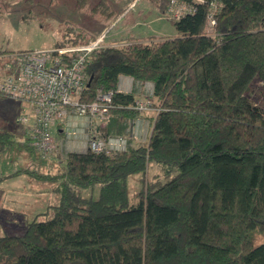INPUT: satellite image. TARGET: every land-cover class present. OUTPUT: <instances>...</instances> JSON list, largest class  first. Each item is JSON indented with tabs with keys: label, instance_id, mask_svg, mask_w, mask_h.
I'll return each instance as SVG.
<instances>
[{
	"label": "trees",
	"instance_id": "16d2710c",
	"mask_svg": "<svg viewBox=\"0 0 264 264\" xmlns=\"http://www.w3.org/2000/svg\"><path fill=\"white\" fill-rule=\"evenodd\" d=\"M148 1L177 35L104 45L83 65L82 101L111 92L106 116L87 121V141L121 137L123 148L97 152L87 142L59 154L53 126L64 122L54 121V150L45 155L31 146L32 124L25 149L63 160V171L23 168L0 179L27 173L51 184L58 200L26 219L24 233L0 235V264H264V0H179L187 6L180 17L167 15L173 0ZM96 9L121 15L108 0ZM76 35L50 48L94 37ZM122 74L153 84L145 142L128 145L120 118L134 121L146 109L143 98L118 90ZM97 120L106 123L99 134ZM15 137L0 127V156ZM153 165L161 169L150 177Z\"/></svg>",
	"mask_w": 264,
	"mask_h": 264
},
{
	"label": "rangeland",
	"instance_id": "374dc122",
	"mask_svg": "<svg viewBox=\"0 0 264 264\" xmlns=\"http://www.w3.org/2000/svg\"><path fill=\"white\" fill-rule=\"evenodd\" d=\"M99 1L100 0H0V52H2L0 53V75L17 68L21 59L18 51L50 48L60 39L68 37L76 38L78 37L76 34L81 32L84 33L88 39L94 36L92 39L81 44H86L95 40L97 38L95 34L101 32L105 34L104 44L107 35L112 36L113 39H117L116 41L118 42L116 44H121L122 40H128L132 37L148 39L151 35L159 37V35L174 36L178 34L173 21L158 13L148 0H108L109 4L114 7L117 13H121L116 20L114 17H107L104 11L96 9ZM119 29L123 31L122 35L124 38L115 35ZM207 30L209 33L214 34L211 28ZM257 98L264 103V92L259 94ZM17 101L19 100L0 95V111H2L0 116V127L7 128L16 134V142L4 153V157L0 159V176L22 167L30 169L36 168L39 170L41 164L45 165L43 169L47 170V168L50 167L49 171L60 173L63 171V160L57 162L50 158L43 159L36 157L25 149L24 136H27V131H29L30 126L33 124L34 117L30 109L27 108L29 111L27 122H20L18 120V117L22 114V107L24 106H22L21 101H19L21 102L20 111L18 107L16 115L12 116V111ZM144 101V103H146L145 99ZM143 108L147 109V106L144 104ZM23 114H25V112ZM57 157L59 160L62 158L59 154ZM151 167L150 177L161 169L159 165H153ZM3 177L4 176H2V178ZM30 177L32 176L30 175ZM8 178L0 179V182ZM26 178L29 180L28 176ZM23 180L25 179H18L12 183H3L1 191L5 194L7 191L11 190L12 187L18 189L31 185V183H26ZM32 184L33 186H46L49 183L32 182ZM48 186L51 188V184ZM139 188L140 178L138 175L130 177V195L134 201L137 199ZM24 190L26 192H24ZM24 190L21 191L22 198H25V193L27 196L36 195L28 188ZM40 196L42 198L49 197V204H55L58 200L56 194L51 191L43 192ZM21 202L24 201L21 200ZM6 204V201L1 198L0 192V235L4 233H24L26 230V218H18V216H15L16 219L10 221L5 219L6 215L11 214L12 216L10 217L18 215L13 213L12 210H9ZM39 209L43 211L46 210L47 207H40ZM257 237L258 242L264 241V236L258 235Z\"/></svg>",
	"mask_w": 264,
	"mask_h": 264
},
{
	"label": "built area",
	"instance_id": "2783aa9c",
	"mask_svg": "<svg viewBox=\"0 0 264 264\" xmlns=\"http://www.w3.org/2000/svg\"><path fill=\"white\" fill-rule=\"evenodd\" d=\"M186 9L185 3L173 0L167 15L180 17ZM211 22L214 20L211 19ZM104 39L103 33L86 44L22 52L17 68L0 77V94L19 100L22 106L24 105L18 120L27 122L29 115L27 108L33 114L32 146L45 155L54 150L51 129L54 121L67 123L72 116L90 121L93 116L100 118L106 116L111 92H100L96 100L90 103L81 99L85 87L84 61L89 54L105 45ZM66 56L67 62L64 60ZM144 104L140 102L139 106L143 107ZM87 142L91 150L98 152L120 148L125 140L121 137H112L106 142L103 139L91 138Z\"/></svg>",
	"mask_w": 264,
	"mask_h": 264
},
{
	"label": "crops",
	"instance_id": "0c3cea01",
	"mask_svg": "<svg viewBox=\"0 0 264 264\" xmlns=\"http://www.w3.org/2000/svg\"><path fill=\"white\" fill-rule=\"evenodd\" d=\"M135 1V0H134ZM123 31L119 29L115 35L120 38L123 37ZM156 36V35H154ZM160 36V35H159ZM127 38V37H126ZM117 39H113L112 36L106 37L105 44L106 45H114L118 41ZM126 40H122V42H125ZM1 77V75H0ZM118 90L122 92H132L134 93L136 98H143V99H151L153 98V84L152 82H144L140 83L139 81H136L132 76L122 74L119 77L118 81ZM19 107V111L21 109V102L17 101L15 104V108L12 111V116L16 115V110ZM2 114V111H0V116ZM155 115V109L154 108H148L145 110L144 113H142L138 118H136L134 121H131L129 118L123 119L120 118L125 122L127 129L126 132L128 134V145L129 144H135L138 142H145L148 140L150 134H151V121L153 116ZM16 118V117H15ZM105 122H101L99 120L96 121V132L99 134L102 129L105 127ZM102 128V129H99ZM53 134L56 137L59 149V154H65L68 151L76 150V151H84L87 149V138H88V122L85 118L79 117V116H72L67 123H64L63 125L60 123H56L53 126ZM25 140L27 139V136H24ZM29 152V151H28ZM34 155L33 153H30ZM4 155V154H3ZM0 156V159H2L4 156ZM35 156V155H34ZM55 160V159H54ZM41 168L39 170H46L43 169L45 166L44 164L40 165ZM49 166V165H47ZM25 168V167H24ZM50 168V167H49ZM47 168V169H49ZM20 169H23L20 168ZM19 169H16L12 172H9L7 174H4L2 176H6L10 173H13ZM0 176V177H2ZM28 176L29 180L26 178ZM18 179H25L26 183H31L29 187L24 188H18L15 189L12 187L11 190L7 191V193L4 194V192L1 191V186L3 183H12L17 181ZM27 179V180H26ZM32 182L40 183V181L30 177L27 173H23L20 175H16L14 177H9L6 180H3L0 182V192H1V198L6 201L7 208L9 210H12L13 213H16L18 215H13L14 217L10 215H6L5 219L12 220L16 219L15 216H18V218H26L31 219L34 217V215L41 211L42 209H39L40 207H48L49 206V197L42 198L40 195L43 192H50V186L47 184L46 186H33ZM29 189L31 192H34L35 196H27L25 193L24 197H21L22 190ZM24 192H26L24 190ZM52 192V191H51ZM12 193V194H11ZM39 194V195H38ZM6 198V199H5ZM24 201V202H21ZM3 208V207H2ZM4 209V208H3ZM39 210V211H38ZM17 218V219H18Z\"/></svg>",
	"mask_w": 264,
	"mask_h": 264
},
{
	"label": "bare ground",
	"instance_id": "6f19581e",
	"mask_svg": "<svg viewBox=\"0 0 264 264\" xmlns=\"http://www.w3.org/2000/svg\"><path fill=\"white\" fill-rule=\"evenodd\" d=\"M54 156V155H53Z\"/></svg>",
	"mask_w": 264,
	"mask_h": 264
}]
</instances>
